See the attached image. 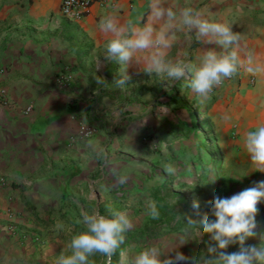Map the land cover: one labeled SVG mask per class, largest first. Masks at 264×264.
<instances>
[{"label": "crops", "instance_id": "1", "mask_svg": "<svg viewBox=\"0 0 264 264\" xmlns=\"http://www.w3.org/2000/svg\"><path fill=\"white\" fill-rule=\"evenodd\" d=\"M170 3L181 7L186 0ZM190 3L214 20L229 22L241 36V47L264 63V0ZM60 4L61 0H0V88L6 92L5 100L0 97V174L6 178L0 185V264H54L72 235L83 230L75 223L81 208L109 215L115 207L112 177L117 166L128 164L116 160L115 151L137 160L147 141L143 137L161 129L166 116L162 111L176 100L190 103L215 132L231 133L242 153L241 163L248 165L247 172L236 176L241 183L264 177L253 170L243 147L245 133L264 123V76H255L249 85L248 74L241 69L200 103L187 80L149 75L140 70L142 64H134L128 69L130 82L119 88L115 80L121 65L104 61L107 38L98 24L105 13L117 10L122 22H139L147 0H92L80 20L63 16ZM208 47L213 46L198 42L194 33L178 32L169 58L184 54L196 63ZM100 61L103 67L98 70ZM64 70L74 81L61 87L55 77ZM81 123L94 125L95 133L80 137ZM178 217L184 223L181 229L170 230L174 223L164 225L151 238H140V247L132 254L183 237L188 241L179 251L190 259L182 264H194L195 258L206 255L210 234L197 226L196 235L185 225L188 219ZM256 222V229L264 228L262 216H256ZM57 223L64 230H58ZM133 224L141 225L137 219ZM11 225L24 232L11 233L7 228ZM250 240L245 244H255ZM238 249L236 243L225 251ZM123 251L129 253L127 248Z\"/></svg>", "mask_w": 264, "mask_h": 264}, {"label": "clouds", "instance_id": "2", "mask_svg": "<svg viewBox=\"0 0 264 264\" xmlns=\"http://www.w3.org/2000/svg\"><path fill=\"white\" fill-rule=\"evenodd\" d=\"M98 28L107 38L104 61H116L121 65V73L115 80L119 88L130 82L128 69L134 64H142L140 70L149 75L172 81L187 80V86L200 103L209 100L214 88L241 69L254 77L264 76V63L241 47V36L232 30V25L225 20L212 19L204 10L191 6L190 0L181 7L170 0H147V10L139 22L133 19L122 22L118 10L109 11L101 17ZM178 32L194 33L198 42L213 47L205 48L196 63L184 54L171 59L169 52L176 43ZM102 67L100 61L98 70ZM243 147L253 170L264 173V123L245 133ZM164 171L175 175L177 169L169 163L164 165ZM126 182L127 176L119 177L118 183ZM261 201H264V180L231 197L215 196L205 201L215 220H210L204 213L199 224L202 232L210 234V241L215 243L209 242L206 255L195 258L194 264H264V237L259 245L245 244L248 238L257 235V205ZM193 206L198 209L199 201ZM148 208L149 215L158 218L155 203L150 202ZM75 223L82 225L83 230L72 235L54 264H94L89 258L97 254L106 258L105 264H112L113 255L126 239L125 234L134 226L127 211L111 210L110 215H105L98 209L89 212L84 208ZM196 224L197 221L189 217L185 225L194 228L199 235ZM64 227L62 223L56 225L58 230H64ZM187 241L181 237L174 244H150L131 255L121 251L119 264H182L190 259L179 251ZM236 243L239 244L238 251H225L230 244Z\"/></svg>", "mask_w": 264, "mask_h": 264}, {"label": "rangeland", "instance_id": "3", "mask_svg": "<svg viewBox=\"0 0 264 264\" xmlns=\"http://www.w3.org/2000/svg\"><path fill=\"white\" fill-rule=\"evenodd\" d=\"M177 101L174 105L169 103L168 108L162 111L166 116L161 129L146 136L147 141L138 152L137 160L115 151V159H125L128 164L117 166L112 177L115 186L113 189L111 186L110 195L113 196L115 207L110 209L109 215L111 210H127L132 220L137 219L141 223L125 234V241L116 251L118 258L125 248L130 255L136 251L140 247V238H151L149 234L141 232H144L143 224L150 217L148 204L155 201L154 196H161V192L167 193L165 198L168 200H165L173 205L172 210L176 214L183 216L186 209L190 212L193 210V214L186 218L197 221V227L202 226L199 221L204 213L208 214L210 220H215L205 201L215 196L231 197L264 180V177L259 181L247 179L241 183L236 176L247 172L248 165L241 163L242 156L239 154L242 153L240 148L235 147L231 133L221 135L215 132L209 121L195 111L190 103ZM169 163L176 167L175 175H168L164 171V165ZM120 176H127V182L118 183ZM212 179H216L215 182L209 183ZM185 198L189 204L185 203ZM179 200L183 203H179ZM195 201H199L198 209L193 206ZM257 216L262 215L258 212ZM255 231L257 235L251 237L250 241L260 244L264 228ZM92 258L94 264L96 261L105 264L106 258L99 254Z\"/></svg>", "mask_w": 264, "mask_h": 264}, {"label": "built area", "instance_id": "4", "mask_svg": "<svg viewBox=\"0 0 264 264\" xmlns=\"http://www.w3.org/2000/svg\"><path fill=\"white\" fill-rule=\"evenodd\" d=\"M100 1H105V0H100ZM91 3H92V0H61L60 11L62 15L65 17H68L74 20H80L87 13ZM232 78H234V76ZM231 79H225L222 84H224L226 81H229ZM73 81H74L73 75L71 74L69 70H64L60 72L59 74H57L55 77V82L61 87L68 86ZM247 83L249 85H253L255 83V77L248 74ZM214 91H215V88L213 89L212 94H214ZM0 97L2 98V100H5L6 92L4 88H0ZM30 108L31 106H27L25 110L29 111ZM95 131H96V128L94 125L81 123L78 129V135L80 137L88 138L92 136L95 133ZM143 140L146 141V137H143ZM5 182H6L5 176L0 174V185L1 186L4 185ZM7 228L9 231H11V233H14V234L17 232L22 234V232H24L20 230V228L16 226L13 227L12 225L7 226ZM32 238L34 240L39 239V237L35 234L32 236Z\"/></svg>", "mask_w": 264, "mask_h": 264}, {"label": "trees", "instance_id": "5", "mask_svg": "<svg viewBox=\"0 0 264 264\" xmlns=\"http://www.w3.org/2000/svg\"><path fill=\"white\" fill-rule=\"evenodd\" d=\"M167 193L163 191L161 192V196H154L155 200V206L159 212L158 218L153 219L151 216L149 217L148 221L144 224V232L146 234H149L150 236L156 235L159 230L164 226V225H170L173 224L175 227H171L170 230H178L181 229L182 226L184 225L182 220H178L176 212L172 210V206L166 202L165 199L168 200V198H165ZM184 200V199H183ZM185 203L188 204V200L185 198ZM179 203H183V201L179 200ZM259 211L262 215L263 223H264V201L260 202L259 206ZM185 210V207H184ZM192 211V210H191ZM193 212H190L189 210L186 209V211L183 214V217H188V215H192ZM182 216V215H181ZM119 261L118 254L115 253L112 257V264H117Z\"/></svg>", "mask_w": 264, "mask_h": 264}]
</instances>
